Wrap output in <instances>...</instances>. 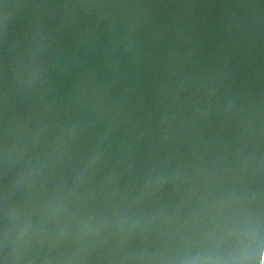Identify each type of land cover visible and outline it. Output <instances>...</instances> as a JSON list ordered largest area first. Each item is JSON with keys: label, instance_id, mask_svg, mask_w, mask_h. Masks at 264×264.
I'll list each match as a JSON object with an SVG mask.
<instances>
[{"label": "water", "instance_id": "water-1", "mask_svg": "<svg viewBox=\"0 0 264 264\" xmlns=\"http://www.w3.org/2000/svg\"><path fill=\"white\" fill-rule=\"evenodd\" d=\"M0 264H264V0H0Z\"/></svg>", "mask_w": 264, "mask_h": 264}]
</instances>
